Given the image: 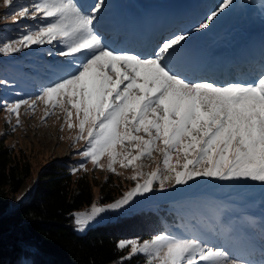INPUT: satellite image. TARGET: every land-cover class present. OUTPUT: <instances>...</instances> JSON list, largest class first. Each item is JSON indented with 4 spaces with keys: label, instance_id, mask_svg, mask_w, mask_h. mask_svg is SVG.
<instances>
[{
    "label": "snow or ice",
    "instance_id": "6c2138e0",
    "mask_svg": "<svg viewBox=\"0 0 264 264\" xmlns=\"http://www.w3.org/2000/svg\"><path fill=\"white\" fill-rule=\"evenodd\" d=\"M104 2L96 0L90 14L76 0H31L19 7V0L0 3L13 20L39 17L48 21L4 43L0 53L11 55L54 42L63 46L57 53L67 58L57 69L62 75L37 97L52 109L46 117L55 109L66 113L68 128L78 127L76 143L87 145L80 155L96 168H102L100 162L107 156L110 172L119 175L115 167L119 163L136 173L130 177L137 181L135 187L122 199L72 213L76 230L84 232L101 214L152 192L154 184L164 190L166 185H186L198 177L264 184V76L251 84L227 85L187 79L171 67L188 39L184 33L162 41L150 57L117 53L94 29L95 14ZM232 4L233 0H221L194 30L208 29ZM23 105L34 111L36 102L23 99L4 104L18 124ZM74 115L78 124L72 122ZM157 152L163 156V165L144 178L138 162L152 159ZM79 169H86V164ZM117 247L130 248L131 255L123 259L143 254L146 264H243L224 249L206 246L195 237L157 234L143 242L121 240Z\"/></svg>",
    "mask_w": 264,
    "mask_h": 264
},
{
    "label": "rangeland",
    "instance_id": "374dc122",
    "mask_svg": "<svg viewBox=\"0 0 264 264\" xmlns=\"http://www.w3.org/2000/svg\"><path fill=\"white\" fill-rule=\"evenodd\" d=\"M76 2L86 14H90L96 0H76ZM29 3L31 0H19L17 7L20 4ZM220 3L221 0H105L101 11L95 14L94 29L101 35L104 44L109 49L117 53L150 57L154 51L149 55H144V50L142 52L140 50L128 52L125 50L127 47H124L115 35L108 37L99 29L108 21L120 20L122 15L119 14V11L120 7L123 6L127 10L122 22L131 25L132 35L137 34L136 28L140 21L142 26L151 23L147 28L150 30V34L156 26H161L159 31L162 33L166 30L162 26L172 28L175 25L171 36L184 33L188 35V39L182 42L183 46L191 45L193 41L195 44L201 42V48L203 44L207 45L202 49L206 50L208 54L205 53L204 57L202 55L199 62L188 64L191 66L195 64L199 79L181 71L184 69L178 66L181 55L175 58L171 67L189 80L206 81L200 78L203 77L205 72L203 68L207 67L213 51L224 50L230 54L234 50L233 56H235L240 54L241 45H245L246 42L248 43L247 48L250 49L245 53L254 51L252 54H256L260 48L261 53L264 48V0H233V4L225 9L208 29L194 30L209 13L217 9ZM11 11H15V9ZM135 15L143 16L141 20L135 21ZM47 22L39 17L35 20L31 18L13 20L10 10L0 7V46L18 38L26 31L36 30L38 26H43ZM107 26L109 29L112 28L110 25ZM197 40L199 41L197 42ZM206 40L209 41V44ZM195 44H192V47H197ZM62 47L59 43L54 42L52 45H33L31 48L22 49L20 52L11 55L0 53V61L13 70L12 76L9 78L0 77V146L4 145L12 149L14 155L19 159H26L30 163L33 174L31 179H36L44 166L56 160H63V162L71 165L73 177L77 180L85 179L89 183L93 198L90 205L75 212H89L93 204L107 206L122 199L126 192L135 187L137 181H133L130 177L136 173L131 168H121L119 163L115 167L116 172L120 174L110 172L108 170L110 160L107 156L102 158L100 162L102 168H96L80 155L87 145L83 141L76 143L79 130L78 127L68 128L66 113L60 109H55V114L46 117V112H51L52 109L46 108L43 102L37 100V97L44 87L54 83L62 75L57 71L58 68L65 65L67 59L57 54ZM259 71L257 68L251 72L245 70V74H242L240 78H234L229 82L213 83L217 85L251 84L264 76V73L260 74ZM23 99L35 101L36 107L33 111L30 105H23L20 109L18 124L16 117L4 109V104ZM72 122L78 124L75 115ZM117 150L122 151L119 148ZM81 163L86 164V169H79ZM138 163L143 165L141 170L145 174L144 178H146L147 174L155 171L158 165L162 167L163 156L158 152L153 153L152 159H145ZM173 163L176 161L173 160ZM32 181H27L17 201L26 198L31 190ZM139 182L143 183L144 180L140 179ZM204 187H207L206 190L210 191L211 194H217L216 196L235 197L243 195L242 197H235L234 200L237 202H242V199L247 201L245 206L248 210V216L251 218H247L244 213H237L233 220L231 216L234 214L225 213L222 225L226 224L228 228L215 224L209 229L211 224L208 221H203L201 228L198 226L185 228L183 227L184 224L180 223V227L174 228L170 233L163 234L175 238H199L206 246L222 248L228 252L230 258L238 259L243 264H264V184L250 180L220 181L213 178L198 177L186 185H174V183L166 185L164 190H160L158 184H154L152 192L137 196L121 209L110 210L101 214L84 232H78L74 224V232L77 235H83L92 228L111 227L123 218L146 210H156L159 205L169 201H179V199L185 198L191 201L195 197L202 196L201 190ZM252 191H257L258 195L261 196L254 197ZM109 195L113 196V199L103 200ZM233 223L235 225L232 226ZM241 237L244 245H235L234 241L240 243ZM140 241L143 242L144 240ZM125 250L127 256L131 255L130 248ZM136 255L143 256V254ZM143 264H146V260Z\"/></svg>",
    "mask_w": 264,
    "mask_h": 264
},
{
    "label": "trees",
    "instance_id": "16d2710c",
    "mask_svg": "<svg viewBox=\"0 0 264 264\" xmlns=\"http://www.w3.org/2000/svg\"><path fill=\"white\" fill-rule=\"evenodd\" d=\"M12 72L0 61V77L9 78ZM71 168L63 160H56L31 179L30 163L19 159L12 149L0 146V264H143L141 255L123 259L127 253L118 249L119 241L150 239L170 233L180 223L185 228H201L202 222L208 221L210 229L215 224L222 225L225 213L234 214L233 220L237 213L251 218L247 201L234 200L243 195L216 196L204 187L202 196L191 201H169L156 210L123 218L111 227L100 226L77 235L71 214L90 205L93 198L89 183L75 179ZM28 180H33L30 192L24 200L17 201ZM252 192L254 197L261 196ZM222 226L228 228L226 224ZM241 239L234 244L244 245Z\"/></svg>",
    "mask_w": 264,
    "mask_h": 264
},
{
    "label": "bare ground",
    "instance_id": "6f19581e",
    "mask_svg": "<svg viewBox=\"0 0 264 264\" xmlns=\"http://www.w3.org/2000/svg\"><path fill=\"white\" fill-rule=\"evenodd\" d=\"M143 16V15H142ZM142 16L141 17H139L138 15H135L134 16V19H135V21H137L138 19L139 20H141V18H142ZM121 17H123V15L121 16ZM141 22V21H140ZM142 25V24H141ZM108 26L106 25L105 27H104V29H108V30H110L109 28H107ZM143 32V30L141 31V33ZM169 32H171V29H166V30H164L163 32H162V34H167V33H169ZM203 39V38H202ZM199 40H197V42H198ZM203 41H204V39H203ZM207 42H208V40H206ZM192 44H195L194 43V41H193V43H191V45H184L183 46V49H182V51H181V53L179 54V56H180V62H179V64H178V66L179 67H182V68H184V70H189V69H193V67H194V64L191 66V65H188L189 63H197L196 61H198L199 62V60H201L200 58H201V56L202 57H204L205 56V53H206V51L204 50V49H202L201 48V42H199L198 44H195V45H197V47L196 46H193L192 47ZM246 45H248V43L246 42L245 43V45H241V48H240V54H236L235 56H233L234 55V50H232V52L230 53V54H228L227 55V60H226V62H227V64L229 63V65H230V67L232 68V69H235L236 68V65H235V57L236 58H238V57H246V58H248L249 56H248V54H251V53H253L254 51H252V52H250V53H245V52H247V51H249V49L250 48H247L248 46H246ZM193 48V49H192ZM264 49V48H263ZM152 51H150L149 53H151ZM255 52H256V50H255ZM258 53L260 52V51H257ZM204 53V54H203ZM225 54V53H224ZM260 54H263L264 55V51H262ZM226 55V54H225ZM259 55V54H258ZM259 57V56H258ZM229 58H231V59H229ZM262 59H264V57H261ZM217 60V59H216ZM261 62L264 64V61L263 60H261ZM186 66V67H185ZM181 69V68H180Z\"/></svg>",
    "mask_w": 264,
    "mask_h": 264
}]
</instances>
